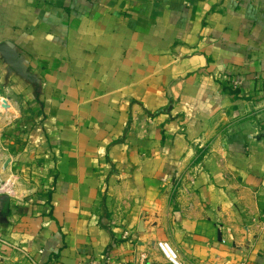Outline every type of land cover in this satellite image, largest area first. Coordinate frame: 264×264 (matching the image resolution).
I'll return each instance as SVG.
<instances>
[{
  "label": "crops",
  "instance_id": "1",
  "mask_svg": "<svg viewBox=\"0 0 264 264\" xmlns=\"http://www.w3.org/2000/svg\"><path fill=\"white\" fill-rule=\"evenodd\" d=\"M2 98L0 264H264V0H0Z\"/></svg>",
  "mask_w": 264,
  "mask_h": 264
},
{
  "label": "rangeland",
  "instance_id": "2",
  "mask_svg": "<svg viewBox=\"0 0 264 264\" xmlns=\"http://www.w3.org/2000/svg\"><path fill=\"white\" fill-rule=\"evenodd\" d=\"M13 104L7 98L0 99V127L3 126L9 127L13 122H15L17 117H14V113H12ZM2 131H0V135ZM8 134L5 133V136ZM13 135V134H10ZM1 138V137H0ZM1 140V139H0ZM6 148H0V185L3 181H8L13 183V187L15 190V194L13 197H9L13 200H20L24 197L23 192L24 188L30 185V179L26 176V170L23 167H18V164L13 166V163L6 161L7 157ZM0 196H6L0 194Z\"/></svg>",
  "mask_w": 264,
  "mask_h": 264
},
{
  "label": "built area",
  "instance_id": "3",
  "mask_svg": "<svg viewBox=\"0 0 264 264\" xmlns=\"http://www.w3.org/2000/svg\"><path fill=\"white\" fill-rule=\"evenodd\" d=\"M241 82L239 80H236L234 78L227 77L226 79V85L231 89H237L240 87ZM0 194L6 195L7 197H13L15 194V190L13 187V183L8 181L1 182L0 185ZM127 234L124 233L122 238H125ZM0 243L5 242L0 238ZM156 247L158 251L160 252V255L162 258L166 261L168 264H180L177 258L176 251L171 247V245L166 241H158L156 243ZM105 258L101 257L98 261L91 260L90 264H102L103 260Z\"/></svg>",
  "mask_w": 264,
  "mask_h": 264
}]
</instances>
